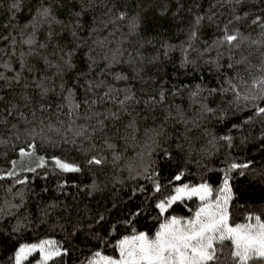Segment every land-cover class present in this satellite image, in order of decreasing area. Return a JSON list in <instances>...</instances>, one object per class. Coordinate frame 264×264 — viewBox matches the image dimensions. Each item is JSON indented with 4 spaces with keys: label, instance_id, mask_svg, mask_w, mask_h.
Here are the masks:
<instances>
[{
    "label": "trees",
    "instance_id": "obj_1",
    "mask_svg": "<svg viewBox=\"0 0 264 264\" xmlns=\"http://www.w3.org/2000/svg\"><path fill=\"white\" fill-rule=\"evenodd\" d=\"M12 2L0 0V36L6 37L0 39V72L6 77L20 72L22 79L19 84L13 81L11 87L0 81V96L4 97L0 103V141H3L0 143V175L11 169L12 160L19 159L18 150L28 140L27 127H35L37 132L45 127L44 135L48 139L42 142L40 136L35 138L37 155L45 159L54 156L65 159L79 165L81 171L64 173L47 164L35 173L22 172L15 178L0 180V209L3 210L0 211V264H14L13 257L20 245L47 238L56 241L62 252L61 257L49 264H88L97 251L115 256L116 241L129 234L133 227L138 231H155L159 223L155 219L158 216L155 204L171 195L176 186L207 182L219 188L232 163L249 164L246 169L230 173L233 193L230 210L234 220L242 223L249 214H259L264 219V115H256V106L264 107V101L252 103L242 98L253 79L260 75L264 49L248 42L240 49L213 46L225 25L239 29L252 39H260L262 30L252 24V20L264 17L262 0H241L240 3L237 0H107L109 7L116 5L114 13L124 11L129 17L140 18V27L133 36L126 35L127 20L102 28L99 21L107 20L108 16L101 0H96L91 8L87 0H67L66 7L55 9L57 20L68 25L67 32L60 23L43 25L36 32V39L38 43H45L50 30L63 36L59 41L53 40L47 50L53 64L51 47L57 43L81 45L73 57L75 67L63 76L66 87L76 85V99L82 102L86 95L88 99H98L107 85H113L120 89L130 87L140 101L130 103L119 121L106 120L104 133H96L93 141L78 138L76 144L65 143L61 139L63 133L57 135L46 129L49 122L67 121L55 107L62 103L59 87L55 93L41 98L34 83L38 82L37 77L46 74L50 83L60 85L61 78L55 76V68H45L42 60L26 56L27 63L38 71L21 70V53L28 52L22 37L26 39L30 34L26 26L39 6L38 0H28L30 7L16 13L11 10ZM81 6L88 11L81 17L80 38L73 41L69 19ZM237 15L241 17L239 21L235 20ZM196 16L205 19L198 26L197 38L190 40ZM230 20L232 24L228 23ZM93 26L98 31L89 35ZM105 37L112 41L108 48L114 50L121 46L126 50L121 58L123 62L106 68L105 62L97 56V63L90 67L93 40ZM184 49H188L187 53ZM129 53L135 57L131 63ZM44 54L42 51L41 55ZM185 55L191 63H185ZM242 57L247 58L246 64L228 68V64H235ZM3 65H10L12 71ZM118 73L129 79L115 81ZM25 80L28 88L24 87ZM99 80L106 82L105 88L86 92L88 81ZM232 85H236L235 91ZM161 91L165 93L162 103H144L149 97L158 99ZM194 92L199 94L193 97ZM237 92L241 96L239 100ZM125 94L128 93L122 92L121 98ZM25 95L32 98L31 102L24 101ZM42 103H51L52 107L41 112ZM12 105L16 107L13 109ZM206 108L212 111H205ZM117 110L118 104L110 100L91 109L105 115ZM80 111L83 115L88 109ZM178 115L184 119H175ZM130 119L136 121L139 129L135 140L126 139L125 126ZM77 123L86 121L81 118ZM13 124L17 127L13 128ZM149 128L162 131L155 137L157 143L151 145L155 149L151 155L148 146L151 142L144 134ZM17 135L20 140L16 139ZM223 137H231V140ZM106 139L115 145L114 150L105 146ZM93 143L95 148L91 147ZM92 155L104 157L105 163L89 165ZM115 155H119L120 160H114ZM148 165H151L150 171L157 174L155 179L161 185L160 192L154 191L152 180L144 178L143 169ZM180 172L184 176L181 181H175L174 177ZM241 172L244 175H240ZM17 179H26V183L17 184ZM141 187L144 191H140ZM186 204L195 208L197 201L194 198ZM137 211L142 214L133 217ZM170 214L190 215L184 204L179 203L173 205ZM130 219L132 224H125ZM34 260L28 258L24 264H34Z\"/></svg>",
    "mask_w": 264,
    "mask_h": 264
},
{
    "label": "snow or ice",
    "instance_id": "obj_2",
    "mask_svg": "<svg viewBox=\"0 0 264 264\" xmlns=\"http://www.w3.org/2000/svg\"><path fill=\"white\" fill-rule=\"evenodd\" d=\"M240 2L241 0H237V3ZM101 3L107 9L105 15L108 16L107 20L101 19L99 21L102 28H107L109 24H114L116 21L127 20L126 35L133 36L137 33L141 24L138 16L129 17L124 11L114 13L115 4L109 7L107 0H101ZM87 4L91 8L95 6L96 0H87ZM38 5L35 9V14L26 26L30 34L26 39L22 37V43L28 46V52L21 53V70H26L30 73L38 71L27 63L26 56H35L39 60H42L45 68L54 67L55 76L61 78L60 85H55L54 81L50 83L46 78V74L45 76L37 77L38 82L34 81V83L41 98L48 97L49 93H55L57 87H59L62 103L57 104L55 107L58 112H62L67 117V121L58 119L57 124L49 122L46 126L47 131L54 132L57 135L63 133L61 139L65 143L76 144L78 138L83 141H93L96 133H104L107 127L106 120L119 121L121 115L127 111L130 103L138 104L140 101L136 100L135 93L130 87L120 89L113 85H107L103 95L98 99H88L86 95L82 102L78 101L75 92L76 85H73L71 88L66 87L63 82V76L66 71L75 67L73 57L81 45L69 44L61 46L57 43L54 47H51L50 55L55 59V64H53V60L49 59L47 50L53 40L59 41L63 39V36H57L55 32L50 30L47 33L45 43H38L36 39V32L43 25L50 26L52 23H60L67 32L68 25L64 24L63 21L57 20L54 14L55 9L67 6V0H38ZM29 7L28 0H13L11 4L13 13ZM87 11L88 9L81 6L80 11H76L70 16L69 23L72 24L70 36L73 41L80 38L79 33L83 27L81 17L87 15ZM203 19H205L203 16L195 17L193 29L190 32V40L197 38L198 26ZM208 19L211 20L212 17L209 16ZM240 19L239 15L235 16V20L239 21ZM93 23H95V18H93ZM228 23L232 24V21L230 20ZM252 24L259 25L261 28L260 39H252L249 36L243 35L239 29L230 28L228 25H225L221 36L214 41L213 46H227L230 50L240 49L245 42H248L260 49H264V17L257 16L252 20ZM96 31L98 29L93 26L89 35H95ZM0 39H6V37L0 36ZM123 42L122 40L121 45ZM84 43L86 44L87 41ZM111 43L112 41L107 37L93 40L89 56L90 67L97 63V56L105 62L106 68H111L113 65L123 62L121 58L124 56L126 50L121 46L116 47L114 50L108 48L107 45ZM189 48H191V43H189ZM42 51H45L46 54L41 55ZM184 51L187 53L188 49H184ZM165 55H167V52H165ZM128 56V62L131 63L135 57L131 53ZM246 61L247 58L242 57L235 64H228V68L235 69L236 65L246 64ZM185 63H191L187 55H185ZM216 63L217 67H219L218 60ZM3 67L12 71L10 65H3ZM259 72L260 75L253 79L248 92L242 97L245 101L252 103L264 101V63L261 64ZM21 79L20 72H16L11 77H6L3 72H0V81H4L7 87H11L13 81L19 84ZM128 79V76L119 73L114 76L115 81H126ZM105 85L106 82L104 80H99L95 83L88 81L86 92L91 93L97 88H105ZM24 87H29L27 80L24 82ZM232 89L235 91L236 85H232ZM122 92L128 94L123 95L121 98ZM198 94V92L192 93L193 97ZM22 98L26 103L31 102L32 99L27 95ZM164 99L165 93L161 91L158 99L155 96L149 97L144 103L146 105L157 104L162 103ZM237 99H241L239 92H237ZM3 100L4 97L0 96V103H3ZM109 100L118 104L117 111H112L107 115L91 111L94 105L98 103L102 104ZM15 107L16 105H12L13 109ZM51 107V103H42L40 111H47ZM82 108L88 109L83 115L80 111ZM204 110L208 112L212 111L210 108ZM8 114L12 115V112L9 111ZM21 115L23 114L21 113ZM256 115H264V107L257 105ZM33 116H35V113H33ZM81 118L86 123L78 124L77 121ZM175 119L180 120L184 118L178 115ZM92 120H95L94 124L91 123ZM31 123L29 122V124ZM40 124H43L42 120ZM12 127L16 128L17 125L13 124ZM125 131L127 133L126 139H136V133L139 129L134 119L128 121ZM25 133L28 136V140L25 142V146L20 147L18 150L19 159L11 161V169L0 175V180L15 178L22 172L35 173L37 169L46 167L47 161L44 156L37 155V144L35 143L37 136L41 137L42 142L48 139L44 135L45 127H41L39 132L36 131L35 127H27ZM144 134L148 141L151 142L148 145L151 148L152 144L157 143L155 137L160 136L162 131L149 128L145 129ZM20 138V135L16 136L17 140H20ZM223 139L230 141L231 137H223ZM0 143H3V141H0ZM104 143L107 148L115 149V145L109 143L107 139ZM91 147L95 148L96 145L93 143ZM154 151L155 149L151 148L149 155ZM164 151L166 153V150ZM120 158L119 155L113 157L114 160H120ZM51 162L55 168L64 173H79L81 171L79 165L67 162L65 159L59 157H52ZM103 163H105V159L102 156L92 155L88 160L89 165H102ZM33 164L34 166H32ZM248 167L249 164L232 163L227 171H225L223 182L219 188H213L207 182L195 185L183 183L176 186L171 195L160 199L155 204V208L158 210V216L155 219L159 223L154 232L138 231L133 227L129 234L122 236V238L116 241L115 249L118 255H103L100 251H97L94 253V259L90 260L88 264H264V219L259 214H249L244 218V222L238 223L234 220V214L230 210V202L233 199L230 173L236 169H246ZM150 168L151 165L144 167V178L152 180L154 191L160 192L161 185L155 179L157 174L151 172ZM137 175H140V173H137ZM240 175H244V173L241 172ZM183 176L184 173L180 172L174 177V180L181 181ZM15 182L17 184H24L26 183V179H17ZM140 191H144V189L141 187ZM194 198L197 204L195 208H189L186 201H192ZM178 203L184 204L190 215L178 216L170 214L173 205ZM0 211L3 210L0 209ZM141 214L140 211H137L133 214V217ZM101 220H103L102 216ZM125 224L131 225L132 220H126ZM113 231H115V226H113ZM33 253H39L40 259L37 261V264H49V261H53L54 258L61 257L62 255L61 246L56 241L41 240L39 243L20 245L13 257L14 264H24Z\"/></svg>",
    "mask_w": 264,
    "mask_h": 264
},
{
    "label": "rangeland",
    "instance_id": "obj_3",
    "mask_svg": "<svg viewBox=\"0 0 264 264\" xmlns=\"http://www.w3.org/2000/svg\"><path fill=\"white\" fill-rule=\"evenodd\" d=\"M46 161H47V164H52L51 159H46ZM32 166H34V164ZM43 240H51V239L47 238V239H43ZM39 242H37V243H39ZM116 255H118L117 251H116ZM29 258H35V260H34L35 263L34 264H37V261L40 259V256H39V253H33L32 256H30Z\"/></svg>",
    "mask_w": 264,
    "mask_h": 264
}]
</instances>
